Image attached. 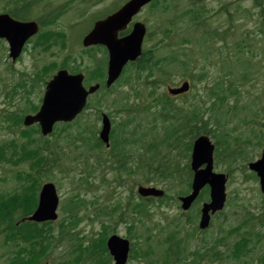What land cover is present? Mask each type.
I'll return each instance as SVG.
<instances>
[{
  "label": "trees",
  "instance_id": "trees-1",
  "mask_svg": "<svg viewBox=\"0 0 264 264\" xmlns=\"http://www.w3.org/2000/svg\"><path fill=\"white\" fill-rule=\"evenodd\" d=\"M44 0H0V6H3L5 12H9L13 17L19 20H28L32 18H36L43 25H55L57 21L63 14L66 12L67 5H58L53 7L54 3H49L45 8V13L40 12L39 3ZM258 1V0H256ZM67 6V7H66ZM36 12V14H34ZM261 14H264V9H261ZM34 14V15H33ZM43 14H45L43 16ZM187 14H190L193 19L196 21V26L201 27L206 34H209L207 37V41H216L222 42L225 46H230V39L232 36V29L234 28L233 21L234 19L229 15L227 23L230 26L226 29L221 30L220 27L217 29L210 28V25L207 23L205 19L206 13L204 10L199 9H189ZM200 30V29H198ZM201 31V30H200ZM206 37V36H205ZM51 40H59L64 38V35L60 32H56ZM186 42H190L186 40ZM245 39L241 40L235 44V48L240 50V53L235 54L236 57L242 54L245 55L244 48H247V43ZM244 46V48L242 47ZM250 50L252 44L248 45ZM253 54V53H252ZM188 58L184 55L182 58L173 59L178 64H186ZM251 74L245 73L241 76L242 83H246L250 80ZM228 87V86H227ZM221 83H219L218 89L223 93L224 91L221 89ZM229 89L236 94L239 92L238 87L236 85H230ZM220 93V92H219ZM17 117H22L19 114H16ZM11 120H15L16 126H21L22 118H11ZM14 123L12 126H14ZM81 124H64L60 128V136L56 139V145L54 147L49 145H45L39 150L35 148L30 149L29 145L26 143L22 147V152H17V146H15V152L11 153V157L7 156V152H5V145H0V171L3 169L2 164H9L10 166H16V164L23 163L24 161L30 159L32 161V166L24 177L17 176V179L23 180L21 183L25 186V192L23 194L14 193L13 195H5L0 194V238L3 240L2 247L6 248L7 258L5 263L3 264H112L111 256L108 253L106 247V240L108 235L112 232H117L115 228L119 226L120 223H128L129 222V203L127 204L124 211H121L120 205L108 207L103 206L97 207V199L94 198L91 201H86L80 197V195L74 194L71 199L67 203H65L62 207V212L64 215L63 221L59 225V232L54 231L52 222H47L44 224H36L28 221L22 222L24 218L33 213V211L37 207L38 201V193L41 188V184L44 180H49L50 176L47 174H52L53 169L58 166L59 163L63 161V164L66 161H75V157H66V145L72 141L74 144L75 141H81V143L85 145H90L91 150H98L97 158L100 155V147L101 144L97 141L94 142L90 139L89 142H84V130H88V127L82 129ZM80 129L82 133L80 132ZM29 131V130H28ZM35 131V132H34ZM35 135L38 134L39 130L35 129ZM29 133V132H28ZM22 134V133H21ZM32 134V133H31ZM25 138L33 139L30 134H25ZM55 136V134H54ZM64 142V145H63ZM7 147H11V144L7 145ZM122 154L116 155L112 157V160H105L108 163V167L111 168L113 172H115V180L117 181L120 187L127 185L129 183L126 179V176L129 175L131 178L135 175V170L127 165V158L124 156L126 153L121 152ZM124 155V156H123ZM64 158V159H63ZM157 161L155 156H146L143 154L141 159H139V166L137 173H140V177L142 184H148L153 180V177L146 176L145 178L142 175H147L145 173L152 171V164H155ZM102 163L101 160H96L97 167ZM167 166H169V162H164ZM72 164V163H71ZM80 170V175L82 173L81 166H77ZM97 167L93 165L86 164L83 168V172L87 176H91L93 172H96ZM37 168V169H35ZM68 169L73 168V166L67 167ZM47 171V172H46ZM146 171V172H143ZM153 174L160 175L163 178H168L170 176L166 175L164 170L161 167L156 166L153 169ZM2 174L0 173V176ZM55 175V174H54ZM151 175V174H148ZM170 175V174H169ZM56 177V175H55ZM155 177V176H154ZM155 179H157L155 177ZM1 183L5 184L3 180L4 178L0 177ZM95 208L93 211L89 210L86 212L85 217L89 215L94 219H111L114 220L115 216L119 217L116 222V226H109L103 224V230L98 233L97 238H90L89 240L85 237H80L79 233H77L76 229L82 221V217L79 216L81 212V208L87 207ZM151 205V204H150ZM149 205V206H150ZM148 205L143 203V205L138 204L136 207L140 210V213L147 208ZM99 217V218H98ZM90 218V219H93ZM141 226H146V223L143 222L142 219H137ZM247 221V220H246ZM139 226L135 225L134 222H130L128 226L127 236L130 240L133 241V249L131 254V260H138L144 264H209L212 262H205V258L208 254L202 253L201 251L194 252L195 258L192 262L188 260V256L186 255V251L181 246V243L178 245H170L162 246L159 243V248H155L153 243L151 242V236L149 233L144 232L141 233L139 231ZM146 230L149 231L150 228L146 226ZM252 231L251 229H247L243 231L244 235H240L237 240H235L231 247H229L228 251L225 253L217 252L213 256L215 260H217L218 264H230L228 261H234L236 263L242 262L243 264H251L248 261L249 256L251 255V247H249L252 243L251 239H248L245 236V233ZM57 242V245L54 244ZM58 245L64 246L66 255L60 256L56 261L51 258L52 252L57 250ZM202 258L200 261L199 258ZM264 259V258H263ZM157 262H156V261ZM226 260V262H225ZM214 262V261H213Z\"/></svg>",
  "mask_w": 264,
  "mask_h": 264
},
{
  "label": "rangeland",
  "instance_id": "rangeland-1",
  "mask_svg": "<svg viewBox=\"0 0 264 264\" xmlns=\"http://www.w3.org/2000/svg\"><path fill=\"white\" fill-rule=\"evenodd\" d=\"M70 0H54V5L58 6V5H62L65 4L66 2H68ZM72 4H71V8L69 7L68 11L66 12L67 14H65L59 21H58V26L59 28L57 30L63 29L64 31H66L67 34H70V30H71V35H70V39H71V44H77L80 42L81 38L83 37V35L91 28V26L93 25L94 21L96 20V18H94L92 15L95 14L97 11L100 12L102 10L105 9H110L112 7L111 4L114 3H121L123 0H107L105 3L103 4H98V5H92L91 7L88 6V3L86 2V0H71ZM234 2V6H233V11L237 8V6H241V10L239 13L235 14V19L237 21V24H244L245 20L242 19V14H243V8L244 7H248V2H242V1H238V0H221L222 3L224 2ZM180 4L182 6H187L189 4V2H191V0H179ZM200 3L205 4L209 9H213V10H217L220 6V4L217 3V0H201ZM236 3L238 4L236 6ZM46 4V2L42 3V6H44ZM184 4V5H183ZM182 9V8H181ZM87 11V16H85L82 20L79 19V15L84 11ZM91 15V16H90ZM143 18H151L152 20H157V22L161 23L162 21H167L168 19V15L164 16V17H155L154 15H152V12L149 11H145L142 15H141V19ZM157 22H154L153 24V30L156 27L155 24H157ZM246 26L244 28H241V25H238V28L235 27L234 31H233V38L235 39V41H237L240 37V33L243 31V34H247L250 35L252 37V39L254 40L253 42L256 45V50L260 53V50L262 48H264V34L260 35L259 33H257V31H255V29L257 28V23L255 22V20H246ZM236 24V25H237ZM74 25V26H73ZM219 25V21L218 18L213 20V25L212 28H215L216 26ZM73 26V27H72ZM72 27V29H71ZM241 30V31H240ZM193 34L191 33V36ZM67 43H68V39H67ZM149 45H151V43H149ZM28 46V45H27ZM221 46V45H218ZM217 46V47H218ZM30 49H28L27 53L24 54L22 61L16 66L17 70H20L21 72L27 73L28 75H30L29 78L33 77V74L36 71L41 70L44 66H47L48 64H51L53 62H61L64 61V57L67 56L68 50L67 49H62V47L60 46H55L53 48H51L50 50H42V48H36V51H33V44L29 45ZM0 51H1V44H0ZM79 53V48H75L72 51L73 56L78 55ZM5 57V55H4ZM214 57H218L216 52H214ZM260 57L263 58L264 54H260ZM259 59V57H257ZM237 62V60L235 61ZM88 63L87 61V57L85 56V63ZM5 64V63H4ZM200 66L203 63H199ZM264 64V63H263ZM201 68V67H200ZM264 73V69L263 71H261V73L256 74L255 75V79L254 82H252L250 85L246 86V90L250 91L251 95L253 96V98L261 96L263 97L262 102L264 103V75L262 74ZM218 76H222L221 73V65L220 63L217 64V66H209L207 69V80L206 82H203L202 84H198V88H199V92H201L202 94L204 93L203 87H204V83L206 84H210L214 81L215 77ZM0 77H4L5 78V82L7 84V86L11 85L10 80L7 78V75L4 73V66L1 67L0 69ZM44 79H46V77H44ZM226 80V78H225ZM0 88L3 89L4 88V84L0 83ZM196 92V90H194V93ZM193 93V94H194ZM3 94L0 93V105H2V103L5 102L3 96ZM95 98V97H93ZM244 100H247L246 97H244ZM263 104H259V107H262ZM91 110H88L86 112V115H90ZM86 117H83V119H85ZM87 119V118H86ZM94 119V118H93ZM85 123H89L88 121L85 120ZM98 125H96L97 127ZM1 142L3 143V141L8 140L9 138L13 137L12 134L9 135V133H4L1 132ZM221 136V134H219L217 137L219 138ZM191 140L188 141H184L181 144V151L182 154L184 156H186V158L189 157V155L191 154ZM249 145H254L253 141H250L248 143ZM7 166V165H6ZM12 168V166H10ZM20 168L21 167H17ZM11 169H9L8 167H4L3 170L0 171V173H11ZM103 174L101 172L96 173L95 178L91 179L93 180V184L91 186H93V189L95 191V193H92L90 195L89 198H92L95 194L100 198V200H104L106 199V197L111 198V200H113V197H110V193L113 194L114 196V200H119L121 201L123 204L125 203V199L126 196L129 195L130 191L129 188H120L118 186H116L114 183L110 184V185H103L102 183H100V179L98 177L102 176ZM111 175H108V178H111ZM134 179L137 181L136 184H138L139 180L137 179V177L135 176ZM90 181V179H89ZM175 184V183H174ZM98 186V189L95 187ZM168 188V187H167ZM166 189V188H165ZM181 189V187L177 184H175V186H171L168 190H169V194L174 195L175 192L179 191ZM61 196H62V200H64L65 197H69L71 194V189L69 184L66 182L64 183V189H61ZM228 193H229V197L232 194V204L231 201L230 203L227 205V209L225 211L226 214L229 215V218H227V222L225 224V228H227L228 226L231 225H237L239 222L238 217H241V213L244 211V209H254L259 211L260 208L262 207V205L264 204V196H262L263 194L260 193V188H259V183L256 181H250L248 179H246L244 177V174L242 172V170H238L233 178L231 179V182L229 183V187H228ZM235 195V196H234ZM228 197V198H229ZM165 212H167V216L169 218H173L174 216H179L180 215V211L178 210L177 206L175 204H172L170 209H165ZM164 212V213H165ZM163 213V215L165 216V214ZM161 214V212L159 210H157V212L154 215L155 220L157 221H163V223H166L167 221L164 220V217ZM80 217H84L85 216V212L81 211V213L79 214ZM59 222V220H58ZM219 222L216 221L215 225H217ZM187 228H190L189 224H186ZM57 229V228H56ZM99 229H101L100 223L99 222H95V223H90L87 219H83V221L79 224V226L77 227V233L82 234V235H90L93 231L97 232ZM209 234L207 233L206 235H201V232H197V236H200L201 238H206L208 240L209 243H212L213 240H215V238H217L218 236V231L216 230V232L214 234L213 233V229L209 230ZM57 232V230H55V233ZM118 232L120 235L125 236L126 232H127V227L126 225H120ZM144 232V230L142 231ZM0 242H2L0 240ZM201 243V242H199ZM208 243V244H209ZM261 250H264V245H260L259 251L258 253L261 252ZM65 254V252H63V249H59L58 253L53 254L52 256L57 260L60 257V254ZM7 253L4 252V248L2 247L1 243H0V264H3V262L5 261V257H6ZM55 260V261H56ZM140 263V261L134 260L131 261L130 264H138Z\"/></svg>",
  "mask_w": 264,
  "mask_h": 264
},
{
  "label": "water",
  "instance_id": "water-1",
  "mask_svg": "<svg viewBox=\"0 0 264 264\" xmlns=\"http://www.w3.org/2000/svg\"><path fill=\"white\" fill-rule=\"evenodd\" d=\"M150 0H133L126 8L115 14L105 25H124L134 14H136L142 5L149 2ZM37 25L34 23H20L12 20L8 15L0 16V37H6L10 39L13 46L16 45L20 49L24 41L33 35L37 31ZM95 28L90 36L85 39V44L89 45L92 43L103 42L104 36L101 29ZM139 29V28H137ZM143 29L138 30L137 34L128 42L114 43L111 55L110 65V80L114 81L120 73V68L123 66L124 58L120 57L118 51H125L128 49L129 52H133L134 46H140L141 36ZM121 59V60H120ZM50 86L55 88L53 94L47 95L44 105L38 115L35 117H28L26 123L30 124L33 121H40L42 124L43 132H51L52 126L56 121H71L77 113H79L85 104L87 93L81 88V77L68 76L66 72H60L55 79L51 82ZM92 88L90 92L94 91ZM52 91V90H51ZM50 91V92H51ZM109 133L108 122L105 121V127L102 133V137L107 141ZM207 139H200L195 144L194 160L196 161L201 156L207 155L208 160L211 159L212 147L206 142ZM253 170L258 172L261 177L262 190L264 192V154L262 161L252 164L250 166ZM223 186L221 190L214 193V199L219 204L220 208L224 197H223ZM140 193L143 195H162V192H158L155 189L140 188ZM194 196L189 200H193ZM57 205V197L55 189L51 185H47L42 192L40 207L33 216V220H46L55 219L54 213ZM186 208V206H185ZM109 248L112 254L115 256L117 261L116 264H125L128 252V242L123 241L117 237H114L109 242Z\"/></svg>",
  "mask_w": 264,
  "mask_h": 264
}]
</instances>
